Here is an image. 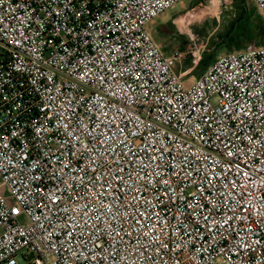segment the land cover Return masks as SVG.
<instances>
[{
    "label": "built area",
    "instance_id": "obj_1",
    "mask_svg": "<svg viewBox=\"0 0 264 264\" xmlns=\"http://www.w3.org/2000/svg\"><path fill=\"white\" fill-rule=\"evenodd\" d=\"M182 1L0 0V264H264V46L187 84Z\"/></svg>",
    "mask_w": 264,
    "mask_h": 264
},
{
    "label": "rangeland",
    "instance_id": "obj_2",
    "mask_svg": "<svg viewBox=\"0 0 264 264\" xmlns=\"http://www.w3.org/2000/svg\"><path fill=\"white\" fill-rule=\"evenodd\" d=\"M248 2L255 11L253 16L264 20L254 2ZM238 3L239 0H183L148 25L165 56L183 54V58L175 63V71L186 73L183 79L187 84H191L205 70L201 64L204 58L213 63L226 53L240 51L248 46H264L263 41L252 38L232 44L222 42L239 16ZM190 10L193 13L188 15ZM198 49L201 50V61L195 65L193 53Z\"/></svg>",
    "mask_w": 264,
    "mask_h": 264
},
{
    "label": "trees",
    "instance_id": "obj_3",
    "mask_svg": "<svg viewBox=\"0 0 264 264\" xmlns=\"http://www.w3.org/2000/svg\"><path fill=\"white\" fill-rule=\"evenodd\" d=\"M238 7L239 16L232 25L230 32L222 38V42L232 44L246 38L258 39L264 42V20L257 15L253 16L255 11L248 0H239ZM210 63L206 58L201 61L204 69L210 66Z\"/></svg>",
    "mask_w": 264,
    "mask_h": 264
},
{
    "label": "snow or ice",
    "instance_id": "obj_4",
    "mask_svg": "<svg viewBox=\"0 0 264 264\" xmlns=\"http://www.w3.org/2000/svg\"><path fill=\"white\" fill-rule=\"evenodd\" d=\"M245 175H247V173H245Z\"/></svg>",
    "mask_w": 264,
    "mask_h": 264
}]
</instances>
